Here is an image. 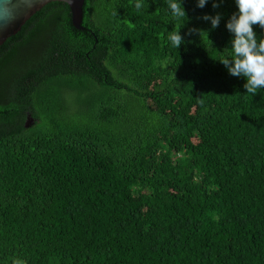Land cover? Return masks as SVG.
Listing matches in <instances>:
<instances>
[{
  "label": "trees",
  "instance_id": "obj_1",
  "mask_svg": "<svg viewBox=\"0 0 264 264\" xmlns=\"http://www.w3.org/2000/svg\"><path fill=\"white\" fill-rule=\"evenodd\" d=\"M136 2L84 0L82 30L52 2L0 45V264H264V88L220 61L236 0Z\"/></svg>",
  "mask_w": 264,
  "mask_h": 264
},
{
  "label": "clouds",
  "instance_id": "obj_2",
  "mask_svg": "<svg viewBox=\"0 0 264 264\" xmlns=\"http://www.w3.org/2000/svg\"><path fill=\"white\" fill-rule=\"evenodd\" d=\"M207 0H198L197 7L204 8ZM223 0H220L222 3ZM168 9L174 19L186 17L185 9L180 0H167ZM220 3L213 0L212 7H220ZM238 8L237 13H233L226 23V28L234 34L232 40V55L220 60L232 76L246 78L244 87L247 93L254 95L259 89L264 88V39L257 41L256 34L253 31V25L258 24L264 28V0H236ZM135 7L137 10L143 8L142 2L137 0ZM205 21H210L212 28L219 26L221 15L215 16L205 14L200 17ZM198 29L188 30L187 35H191ZM168 41L172 46L179 48L184 42L183 36L179 30H173L168 33ZM13 264H24L20 260H14Z\"/></svg>",
  "mask_w": 264,
  "mask_h": 264
},
{
  "label": "water",
  "instance_id": "obj_3",
  "mask_svg": "<svg viewBox=\"0 0 264 264\" xmlns=\"http://www.w3.org/2000/svg\"><path fill=\"white\" fill-rule=\"evenodd\" d=\"M52 2L64 3L69 9L72 27L83 29L84 0H0V45L18 33L35 13Z\"/></svg>",
  "mask_w": 264,
  "mask_h": 264
}]
</instances>
